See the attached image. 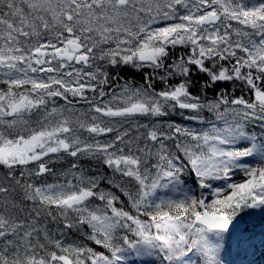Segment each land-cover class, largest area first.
Here are the masks:
<instances>
[{
    "label": "snow or ice",
    "instance_id": "snow-or-ice-1",
    "mask_svg": "<svg viewBox=\"0 0 264 264\" xmlns=\"http://www.w3.org/2000/svg\"><path fill=\"white\" fill-rule=\"evenodd\" d=\"M0 85V264L264 248V0H0Z\"/></svg>",
    "mask_w": 264,
    "mask_h": 264
},
{
    "label": "trees",
    "instance_id": "trees-1",
    "mask_svg": "<svg viewBox=\"0 0 264 264\" xmlns=\"http://www.w3.org/2000/svg\"><path fill=\"white\" fill-rule=\"evenodd\" d=\"M174 52H175L176 55H180L181 50L179 48H177V49L174 50ZM116 72H118L119 75L122 78L121 81H120L121 83L123 82L124 79L134 80L137 84L143 82V80H142L143 73L142 72L134 71V70H132L130 68H124L122 70L117 69ZM113 74H116V73H113ZM196 79L203 80V79H206V77L198 76V77H196ZM0 87H3V86L0 85ZM158 87H159V85H158ZM218 87L219 88L228 87L231 90V86L230 85H219ZM192 91H193V93H196L197 92V88L194 87L192 89ZM235 94L236 95H241V92L239 90H237ZM244 95L247 96L248 94L244 93ZM209 97L211 98V92H209ZM58 103L62 104L63 101H58ZM171 118L175 119L179 123H187L186 121H182L181 118L179 117V115H175V116H173ZM83 164H84L85 167H91V166L94 165V161L93 162L84 161ZM61 165H63V167H65V168L68 167V164L66 162H59L56 165L57 169H60ZM3 171H4V169L2 168V166H0V174H3ZM185 179L188 180L189 183L191 182L188 177H185ZM49 182H52L51 178H49ZM195 194H197V195L199 194V189L196 190ZM93 247H96L98 251H103V249H100L99 246H94L93 245ZM261 250H262V248L259 247L258 240H257V248L255 250H249L247 255L244 256V264H248L249 261L253 262V264H258L260 262H263L264 261V254H261ZM256 257H258V258L256 259ZM224 259L227 262V264H239V258L236 257L235 249H233L230 254H224Z\"/></svg>",
    "mask_w": 264,
    "mask_h": 264
},
{
    "label": "rangeland",
    "instance_id": "rangeland-1",
    "mask_svg": "<svg viewBox=\"0 0 264 264\" xmlns=\"http://www.w3.org/2000/svg\"><path fill=\"white\" fill-rule=\"evenodd\" d=\"M239 178H240L239 175H237L236 179H239ZM261 254H264V248H262V250H261ZM258 257H259V256H258ZM258 257H256V259H257ZM258 264H264V261H263V262H260V263H258Z\"/></svg>",
    "mask_w": 264,
    "mask_h": 264
}]
</instances>
